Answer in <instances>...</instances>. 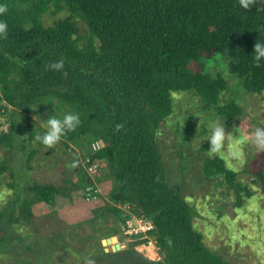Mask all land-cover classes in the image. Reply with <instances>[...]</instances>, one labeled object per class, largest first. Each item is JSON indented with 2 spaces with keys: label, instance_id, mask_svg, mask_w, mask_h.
Returning <instances> with one entry per match:
<instances>
[{
  "label": "trees",
  "instance_id": "trees-1",
  "mask_svg": "<svg viewBox=\"0 0 264 264\" xmlns=\"http://www.w3.org/2000/svg\"><path fill=\"white\" fill-rule=\"evenodd\" d=\"M20 1L21 8L17 0H3L8 12L0 17L8 24L0 37V112L11 111L9 128L0 133V173L10 170L19 144L28 162L37 153L25 152L36 133L46 131L32 118L36 107L46 104L62 115L78 112L79 126L61 142L68 149H89L90 163H98L96 173H112L109 211L121 225L128 218L121 209L125 204L154 225L149 238L156 252L137 264H230L195 227L184 186L168 181L157 136L174 113L175 92L193 91L207 110L228 122L243 115L235 101L219 105L229 84L207 73L204 59L225 57L248 92H264V60L259 66L253 61L255 42H264V0H252L248 9L239 0ZM50 11L67 16L46 25L43 17ZM61 58L63 69L49 67ZM95 143L101 148L91 154ZM202 150H209V142ZM203 173L221 178L235 192L237 207L254 195L243 182L246 172L229 168L218 155L206 159ZM254 176L252 184L261 182L264 188L263 171ZM16 180L21 182L20 176ZM88 185L95 186L91 180ZM17 187L0 209V242L7 224L21 228L37 221L30 195L48 205L64 195L47 181Z\"/></svg>",
  "mask_w": 264,
  "mask_h": 264
},
{
  "label": "rangeland",
  "instance_id": "rangeland-1",
  "mask_svg": "<svg viewBox=\"0 0 264 264\" xmlns=\"http://www.w3.org/2000/svg\"><path fill=\"white\" fill-rule=\"evenodd\" d=\"M17 1L21 8V1ZM65 16L66 11L60 14L50 11L43 21L52 25ZM76 20L87 31L86 23L81 18ZM202 62L207 73L213 77L221 75L229 84V91L222 94L219 105L235 101L244 112L228 122L213 109L207 110L193 91L175 92L174 113L161 124L157 136L168 181L173 186H184L183 194L194 210L193 223L204 234L209 248L230 264H264V188L261 182L252 184L253 179L257 180L254 176L256 172L261 170L264 173V148H258L251 136L257 128L264 129V92H248L241 79L230 72L225 57L204 59ZM191 68L196 69V65L191 64ZM57 104L55 100L53 105ZM53 110L42 104L36 107L32 118L42 127L47 116H62ZM10 112L5 115L0 112V133L10 126ZM215 124L225 128L226 137L229 133L233 138L248 137L240 146L243 163L236 158L225 160L222 157L229 168L246 172L242 176L243 182L254 193L251 199H244L241 207H237L235 192L221 178L209 179L203 173L206 159L218 155L209 156V150H202ZM18 140L21 143L22 137ZM26 146L27 155L33 149L37 151L32 161H27L19 144L10 170L0 173V209L6 207L11 197L17 194L20 183L22 186L45 181L56 183L64 195L50 205L30 195L37 221L21 228L6 225L5 237L0 242V264H96L97 260L93 257L96 254L101 255L105 263L109 258L103 253V238L113 233L127 243V248L118 255L111 254V259H121L122 264H137L152 255L156 248L153 241L136 238L137 241L131 245L129 239L127 241L122 236L120 220L110 213L107 202L115 179L106 170L93 175L87 173L85 167L89 166V149L83 151L74 145L68 149L61 141L51 148L39 147L37 141ZM98 150L94 144L91 146V154ZM222 151L225 154L228 151L227 138ZM19 176L21 182L16 180ZM89 180L102 191L100 198L91 202L86 201ZM12 182L14 187L9 188L7 185ZM37 223L38 229L35 228Z\"/></svg>",
  "mask_w": 264,
  "mask_h": 264
},
{
  "label": "clouds",
  "instance_id": "clouds-1",
  "mask_svg": "<svg viewBox=\"0 0 264 264\" xmlns=\"http://www.w3.org/2000/svg\"><path fill=\"white\" fill-rule=\"evenodd\" d=\"M252 3V0H239V4L242 8L248 9ZM8 12V5L0 0V17L4 16ZM8 32V24L6 20L0 19V37H3ZM253 61L259 66L262 60H264V42H255ZM64 60L61 58L58 61L53 62L49 67L55 68L57 70L63 69ZM80 124V114L75 111L65 112L62 116L50 115L47 116L46 122L42 125L46 131L37 132L35 135V140L39 141L42 145L51 148L53 145L61 141V139L66 135L67 132L73 131ZM122 125H117L120 128ZM253 137V143L258 148H264V129L257 128L254 133L251 134ZM228 141V151H222L225 139ZM248 139L247 136H242L240 138H233L229 133L226 137L225 128L219 124H215L211 127V134L208 136L209 142V156L213 154H218L225 160L230 158H236L241 163H243V154L241 152L240 146ZM95 188H91L89 193L94 195ZM87 193V196L88 194ZM97 196V195H96ZM87 199V198H86ZM94 200V199H92ZM136 239V238H134ZM151 240L142 239V241Z\"/></svg>",
  "mask_w": 264,
  "mask_h": 264
},
{
  "label": "built area",
  "instance_id": "built-area-1",
  "mask_svg": "<svg viewBox=\"0 0 264 264\" xmlns=\"http://www.w3.org/2000/svg\"><path fill=\"white\" fill-rule=\"evenodd\" d=\"M98 144V148L96 145ZM101 145L99 143L94 144L95 149H100ZM88 165L85 169L89 175H93L96 173L98 169V163L93 162L90 163V157L88 159ZM98 194V190H94V195L89 193L87 196V201L92 199H96V195ZM124 213L128 214V218L121 225V231L124 236L129 238H139V239H149V232L154 229L153 223L150 219L145 218L144 216H140L137 212L135 206L131 204H125L122 208Z\"/></svg>",
  "mask_w": 264,
  "mask_h": 264
},
{
  "label": "crops",
  "instance_id": "crops-1",
  "mask_svg": "<svg viewBox=\"0 0 264 264\" xmlns=\"http://www.w3.org/2000/svg\"><path fill=\"white\" fill-rule=\"evenodd\" d=\"M88 186H89L88 191H90L91 188H95L96 190H98V194H97L98 196H96V199H94V200H98L100 198V196L102 195V193H101L102 191H100L99 188H97L96 186H92V185H88ZM86 198H87V195H86ZM86 201H87V199H86ZM91 201L92 200L87 201V202H91ZM107 202L109 204H111V202L109 201L108 198H107ZM34 210H35V208H34ZM119 226H121V222H120ZM122 236L124 237L123 234H122ZM125 238H126V240L129 239V241L128 240L127 241L130 242L131 245L133 244V242L137 241V240H135L133 238H129L127 236H125ZM103 240H108V243H107V245H105V249H104L103 253L105 255H107L109 259H106L105 263H104L102 260V256L99 254H96L95 256H93L97 260L96 264H122V263H124L121 259H116V258L111 259L112 257H110V255L111 254L118 255L122 250L127 248V243L125 241L121 240L120 238H118L117 235H114V233L104 237ZM101 247H102L101 249L103 250V246H101ZM155 252H156V250H154L152 252V255H154ZM156 258H158V257H156Z\"/></svg>",
  "mask_w": 264,
  "mask_h": 264
},
{
  "label": "water",
  "instance_id": "water-1",
  "mask_svg": "<svg viewBox=\"0 0 264 264\" xmlns=\"http://www.w3.org/2000/svg\"><path fill=\"white\" fill-rule=\"evenodd\" d=\"M107 243H108V240H104V244L107 245Z\"/></svg>",
  "mask_w": 264,
  "mask_h": 264
}]
</instances>
